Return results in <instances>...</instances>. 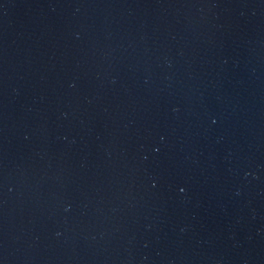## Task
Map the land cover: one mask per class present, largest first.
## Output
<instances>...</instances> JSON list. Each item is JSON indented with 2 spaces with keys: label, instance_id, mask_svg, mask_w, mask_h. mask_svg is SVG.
<instances>
[{
  "label": "water",
  "instance_id": "1",
  "mask_svg": "<svg viewBox=\"0 0 264 264\" xmlns=\"http://www.w3.org/2000/svg\"><path fill=\"white\" fill-rule=\"evenodd\" d=\"M0 264H264V0H0Z\"/></svg>",
  "mask_w": 264,
  "mask_h": 264
}]
</instances>
